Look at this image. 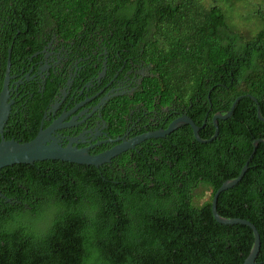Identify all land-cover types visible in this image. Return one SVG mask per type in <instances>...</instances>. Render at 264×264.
<instances>
[{
  "label": "trees",
  "instance_id": "1",
  "mask_svg": "<svg viewBox=\"0 0 264 264\" xmlns=\"http://www.w3.org/2000/svg\"><path fill=\"white\" fill-rule=\"evenodd\" d=\"M231 1L252 10L247 32L232 20ZM0 24L6 54L13 42L26 54L27 43L40 48L48 30L86 44L102 39L114 47L113 59L125 52L152 64L134 96L105 108L117 127L131 105L154 108L176 97L178 109L206 123L200 135L209 139L214 115L243 96L208 143L182 125L168 142L147 139L134 155L100 166L44 160L1 168L0 264H243L254 232L218 222L212 201L264 139V0H0ZM54 90L49 83L43 108ZM217 211L256 225V264H264V142L243 179L219 195Z\"/></svg>",
  "mask_w": 264,
  "mask_h": 264
},
{
  "label": "flooded vegetation",
  "instance_id": "2",
  "mask_svg": "<svg viewBox=\"0 0 264 264\" xmlns=\"http://www.w3.org/2000/svg\"><path fill=\"white\" fill-rule=\"evenodd\" d=\"M47 33L39 42L40 48L32 51L27 43L26 50L30 52L26 54L23 48L15 50L13 42L6 54L7 27L0 24V116L6 115L0 128V142L2 139L25 142L38 125L40 131L60 120L62 127L54 135L63 145L76 139L79 147H89L91 154H99L143 133L167 129L182 115L190 116L185 107L178 109L181 104L176 97L171 103L154 108L140 102L130 106L125 122L117 127L109 122L105 108L115 97L134 96L145 77L152 75V64L125 52V58L113 59L114 47L110 48L109 42L103 43L102 39L94 45L65 40L56 32L47 30ZM21 43L23 46L25 42ZM49 83L55 90L43 108L41 103ZM39 110H42L40 119ZM159 139L169 140L167 135ZM142 142L119 155L126 152L134 155V150L143 148ZM159 146L168 148L165 144ZM166 154L178 155L171 150ZM191 156L195 158V153Z\"/></svg>",
  "mask_w": 264,
  "mask_h": 264
},
{
  "label": "water",
  "instance_id": "3",
  "mask_svg": "<svg viewBox=\"0 0 264 264\" xmlns=\"http://www.w3.org/2000/svg\"><path fill=\"white\" fill-rule=\"evenodd\" d=\"M247 96H251L248 94ZM243 98L239 96L231 106V108L226 112H218L213 117V122L215 126V133L209 139H203L200 135V130L205 126L196 124V122L188 115H182L174 119L168 126L167 129H159L155 131H150L138 135L128 141H124L114 147L105 150L99 154H91L89 152V147H79L76 139H72L67 145H63L54 135V132L62 127L59 125V121H55L50 126L45 129H41L35 138L29 141L21 142L15 139L5 140L2 139L0 142V169L6 166L21 164V163H34L36 161L44 160H62L72 163L85 164V165H95L100 166L106 162H110L114 157L121 154L126 149L139 144L140 142L150 139V138H160L165 137L182 125H191L193 128L194 135L198 141L201 143H208L217 138L220 132L219 120H225L232 116L237 103ZM255 101L257 99L253 97ZM258 116L264 121V117L261 114V109L258 107ZM6 118V115L0 116V128L2 127V122ZM264 142V139H256L254 141V150L248 161L243 166L240 174L233 178L226 180L216 191L213 201H212V211L215 219L222 224H243L252 228L254 232V244L251 252L244 260L243 264H256V260L259 256L261 249V236L258 228L251 221L239 217H223L217 211V203L219 195L228 190L235 185H237L244 177L245 173L248 171L249 162L256 153L259 142Z\"/></svg>",
  "mask_w": 264,
  "mask_h": 264
},
{
  "label": "rangeland",
  "instance_id": "4",
  "mask_svg": "<svg viewBox=\"0 0 264 264\" xmlns=\"http://www.w3.org/2000/svg\"><path fill=\"white\" fill-rule=\"evenodd\" d=\"M230 4L232 5L231 7L233 8L234 14L236 15H232V20L238 23L241 33L247 32V30H249V28L252 26L250 21H248L252 18V10L247 7L248 4L246 1H240L238 3L235 2L233 4L231 1ZM243 19H245V21Z\"/></svg>",
  "mask_w": 264,
  "mask_h": 264
}]
</instances>
